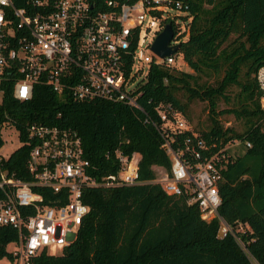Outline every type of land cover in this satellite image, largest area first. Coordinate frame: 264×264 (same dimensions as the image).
<instances>
[{
	"label": "trees",
	"instance_id": "1",
	"mask_svg": "<svg viewBox=\"0 0 264 264\" xmlns=\"http://www.w3.org/2000/svg\"><path fill=\"white\" fill-rule=\"evenodd\" d=\"M89 1L104 8V0ZM185 1L190 19L178 48L190 71L150 64L138 99L152 117L148 98L170 100L183 112L186 101L176 92L186 100H205L208 124L199 134L206 141L216 137L220 144H240L235 153L227 150L229 160L218 183L224 235H216L217 217L201 219L185 194H166L149 181L154 167H168V159L156 130L138 109L105 99L59 96L41 83L33 85L30 98L16 99L8 81L0 96V123L8 116L22 139L24 126L33 121L73 128L96 180L117 168L110 152L114 147L139 153L140 182L84 188L82 201L89 211L74 240L57 254L39 253L33 264H264V108L256 79L264 65V0ZM201 75L215 79L200 81ZM219 99L227 107L217 109ZM222 112L239 119L242 129L223 126L217 117ZM28 148L27 143L18 146L5 161L21 177H26ZM15 235L11 227L0 226V256Z\"/></svg>",
	"mask_w": 264,
	"mask_h": 264
},
{
	"label": "built area",
	"instance_id": "2",
	"mask_svg": "<svg viewBox=\"0 0 264 264\" xmlns=\"http://www.w3.org/2000/svg\"><path fill=\"white\" fill-rule=\"evenodd\" d=\"M189 19L185 0H104L103 9L89 0H23L20 5L0 0V96L8 81L12 96L21 100L30 98L33 85L41 83L59 96L105 99L138 109L156 130L168 159V167H154L160 169L149 181L166 194H185L201 219L217 217L221 235H216L222 236L227 225L217 212L218 183L229 160L228 143L220 144L216 137L206 141L170 100L146 99L152 103V117L138 99L150 64L176 70L186 64L178 43L187 35ZM166 24L171 28L167 45L176 49L159 55L150 45ZM256 79L264 108V65ZM1 127L17 140L11 151H0V226L16 234L7 243L11 247L5 246L6 264H33L39 253H48L49 245L62 248L72 242L86 214L80 209H88L82 201L84 188L140 182L137 151L114 147L110 152L117 168L96 180L73 128L33 121L24 126L22 139L8 116ZM24 143L29 148L26 177H21L5 161Z\"/></svg>",
	"mask_w": 264,
	"mask_h": 264
},
{
	"label": "rangeland",
	"instance_id": "3",
	"mask_svg": "<svg viewBox=\"0 0 264 264\" xmlns=\"http://www.w3.org/2000/svg\"><path fill=\"white\" fill-rule=\"evenodd\" d=\"M182 70L190 71V68L186 64H184L182 65ZM214 79H215L214 76H209V77L204 76V75L200 76V81L205 80L208 83H212ZM176 94L181 101H186L184 115L188 121L190 128L194 132H198L199 129H205L206 125L208 124V119H207L208 106L205 100H201L196 97L186 100L185 95L182 94L181 92H176ZM224 107H227V102H225L222 99H219L217 103V109L224 108ZM217 117L219 118L223 126H232L236 130H241L243 127V124L241 123V121L235 118L231 113L222 112V113H219ZM8 131L9 130L7 128H3V127H1L0 129V136L3 140V145H1L0 151L4 154L11 151L17 145L16 135L14 133L9 134L7 133ZM239 147H240V144L238 143V141L237 142L233 141L232 143H228L227 150H229L228 152L235 153L236 151L239 150ZM158 169L160 168H156L157 172H158ZM217 233L218 235H221L220 234L221 232L219 230ZM10 247H11V244H7L6 248L9 249ZM60 251H61L60 246L49 245L47 247L48 253L57 254ZM6 262H7V259L5 257V254L1 255L0 264H6Z\"/></svg>",
	"mask_w": 264,
	"mask_h": 264
},
{
	"label": "water",
	"instance_id": "4",
	"mask_svg": "<svg viewBox=\"0 0 264 264\" xmlns=\"http://www.w3.org/2000/svg\"><path fill=\"white\" fill-rule=\"evenodd\" d=\"M171 36V28L169 24H166L164 28L154 37L150 48L152 51L159 55H164L172 52L176 49V46L170 47L167 45V41Z\"/></svg>",
	"mask_w": 264,
	"mask_h": 264
},
{
	"label": "clouds",
	"instance_id": "5",
	"mask_svg": "<svg viewBox=\"0 0 264 264\" xmlns=\"http://www.w3.org/2000/svg\"><path fill=\"white\" fill-rule=\"evenodd\" d=\"M24 98H27V96H25ZM87 211H89V209H87V208H81L80 209L81 214L86 213Z\"/></svg>",
	"mask_w": 264,
	"mask_h": 264
},
{
	"label": "crops",
	"instance_id": "6",
	"mask_svg": "<svg viewBox=\"0 0 264 264\" xmlns=\"http://www.w3.org/2000/svg\"><path fill=\"white\" fill-rule=\"evenodd\" d=\"M3 145V144H2Z\"/></svg>",
	"mask_w": 264,
	"mask_h": 264
}]
</instances>
